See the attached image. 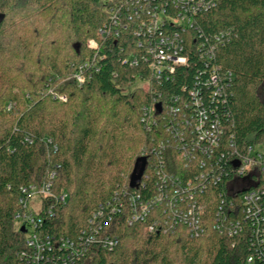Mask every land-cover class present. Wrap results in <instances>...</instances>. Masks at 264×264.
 I'll list each match as a JSON object with an SVG mask.
<instances>
[{"label":"trees","instance_id":"16d2710c","mask_svg":"<svg viewBox=\"0 0 264 264\" xmlns=\"http://www.w3.org/2000/svg\"><path fill=\"white\" fill-rule=\"evenodd\" d=\"M0 15L5 16L0 24V264L28 263L26 236L16 224L21 189L43 185L51 173H56L54 198L44 206L55 215L45 219L42 234L54 242L78 241L91 230L100 206L117 195L126 202L120 214L96 225L117 240L116 248L94 244L76 264H245L249 235L228 237L208 228L202 237H192L183 225L167 231L157 218L159 206L134 222L127 201L136 195L147 202L159 192L163 183L153 167L154 151L169 136L162 106L191 102L192 90L202 94L209 114L221 119L226 138L232 136L239 151L264 145V0H221L201 14L185 36L188 65L161 80L144 62H125L139 54L138 35L101 38L112 15L104 0H0ZM222 36L224 44L207 67L200 49ZM91 40L99 43V52L88 47ZM94 60L99 71L89 70V79L78 84L74 76L80 66ZM213 67L220 81L232 75L222 100L215 102L208 84ZM156 106L157 124L150 129L143 108ZM160 159L163 172L183 183L201 171L196 162L186 167L172 147ZM144 160L142 179L132 186ZM225 189L222 183L199 196L207 217ZM62 193L66 201L58 204Z\"/></svg>","mask_w":264,"mask_h":264},{"label":"built area","instance_id":"2783aa9c","mask_svg":"<svg viewBox=\"0 0 264 264\" xmlns=\"http://www.w3.org/2000/svg\"><path fill=\"white\" fill-rule=\"evenodd\" d=\"M111 12L108 25L100 31L106 40L132 32L139 36L137 43L139 54L132 55L125 62L138 65L144 62L149 73L161 80L175 74L176 69L185 67L189 58L184 55L186 34L195 28L196 19L203 13L215 9L221 0H104ZM217 44V45H216ZM216 44L200 49V59L206 64L214 60L219 44H224L223 36L216 38ZM88 47L100 51L99 43L91 40ZM89 70L99 71L97 61L91 65L80 66L74 78L78 84L89 79ZM217 69L213 67L208 81L212 88L209 99L212 102L222 100L225 84L232 81V75L226 73L218 79ZM148 85L143 83V87ZM146 88V87H145ZM192 101L162 106V117L169 133L166 143H160L156 152L157 175L161 176L159 192L143 202L140 196L129 197L130 219L143 220L155 206L162 207L158 219L167 231L178 226H186L192 237H202L208 228L228 237L249 235L251 254L245 264H264V149L258 145L246 151H239L233 137L226 138L225 128L220 118H212L205 106V99L198 90L190 92ZM162 104V103H161ZM12 105H9V109ZM143 121L151 129L157 124L158 106L144 107ZM178 151L186 162L200 164L201 171L195 180L181 182L178 177L168 176L161 154L168 148ZM56 173L49 175L48 181L41 186L23 187L20 205L22 211L16 215V224L22 230L25 227L27 253L23 255L27 264H76L88 253L89 248L100 245L113 251L117 240L103 235V227L96 225L99 220L116 216L122 212L126 202L120 195L111 202L100 206L91 221V230L83 231L78 241L62 239L54 242L42 234L45 219L54 217V209L45 207L46 199L54 198L52 188ZM238 181H245L243 186ZM225 185L218 194L220 204L215 213L206 215V204L199 200L212 187ZM67 195L62 193L56 203L62 204ZM39 200L36 207L32 201ZM110 211V212H109ZM154 227L150 228L152 232Z\"/></svg>","mask_w":264,"mask_h":264},{"label":"water","instance_id":"95a60500","mask_svg":"<svg viewBox=\"0 0 264 264\" xmlns=\"http://www.w3.org/2000/svg\"><path fill=\"white\" fill-rule=\"evenodd\" d=\"M4 18H5V16L0 15V24L2 23ZM145 166H146L145 160L143 161V164L141 166L140 165L136 166V169H135V171L132 175V178H131V185L132 186H136L141 181L142 176L144 174ZM22 232H24V233L26 232L25 227H23Z\"/></svg>","mask_w":264,"mask_h":264},{"label":"rangeland","instance_id":"374dc122","mask_svg":"<svg viewBox=\"0 0 264 264\" xmlns=\"http://www.w3.org/2000/svg\"><path fill=\"white\" fill-rule=\"evenodd\" d=\"M145 87H146V89L149 88L148 85H146ZM260 148H263V149H264V146H260ZM237 183H238L239 186H243V185L246 184L245 181H238ZM38 203H39V200H34V201H32V205H33V207H36V205H37ZM19 226H20V225L17 224V228H18V229L20 228Z\"/></svg>","mask_w":264,"mask_h":264}]
</instances>
